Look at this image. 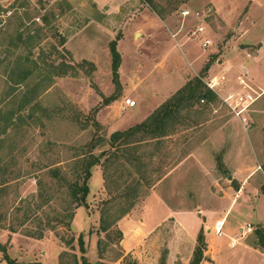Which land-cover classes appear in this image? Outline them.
<instances>
[{
    "label": "rangeland",
    "instance_id": "1",
    "mask_svg": "<svg viewBox=\"0 0 264 264\" xmlns=\"http://www.w3.org/2000/svg\"><path fill=\"white\" fill-rule=\"evenodd\" d=\"M200 25L204 31L195 36ZM32 29L38 32L28 40ZM112 42L120 55L117 81ZM61 54L75 69L81 61L94 69L53 76L51 63ZM199 75L221 96L214 92L216 103L197 124L165 140L170 147L155 155L151 168L161 163L166 172L184 154L183 170L142 187L116 223L120 235L109 237L110 230L99 228V212L113 193L105 188L103 166L95 165L88 207L65 217L68 224L58 221L71 198L54 171L75 179L72 167L95 131L87 116L116 97L97 121L125 122ZM263 90L264 0H183L163 19L139 0H0V264H9L6 257L16 264H82L79 237L90 264H190L199 233V264H264L261 250L246 247L264 227ZM256 95L244 111V128L230 106L241 108ZM126 98L136 106L119 109ZM244 180L225 219L223 232L230 228L238 238L230 247L225 233L214 234V217H223ZM247 223L251 232L241 236Z\"/></svg>",
    "mask_w": 264,
    "mask_h": 264
},
{
    "label": "trees",
    "instance_id": "2",
    "mask_svg": "<svg viewBox=\"0 0 264 264\" xmlns=\"http://www.w3.org/2000/svg\"><path fill=\"white\" fill-rule=\"evenodd\" d=\"M139 1L161 19L177 10L179 4L183 2V0H165L163 4L160 0ZM26 16H28V11H26ZM40 18L46 20L44 14H41ZM37 32L35 29L28 31V40L34 39ZM110 51L113 80L117 81L119 78L120 55L116 50L115 42L110 44ZM76 66L89 69V71L94 69V65L87 61L76 63ZM51 67L54 71L53 76L59 77L67 75L68 70L76 72L77 69V67L76 69L73 67L71 61L67 63L66 56L62 54L59 56L58 63H51ZM56 68L57 71H55ZM116 99V97L107 98L103 103L108 105ZM216 101L217 96L203 81V75L189 78L143 121L127 129L113 132L107 140L103 138L104 127L97 121V109H95L94 113L87 116L89 124L95 129L92 139L85 145L79 160L72 167L75 179L67 180L65 177H61L59 171H54V176L58 178V181L67 184V191L71 198L66 210L67 215L58 218V221L68 224L65 222V217L70 220L76 208L80 206L88 207L86 197L89 192L88 180L91 177V168L101 164L104 169L105 188L108 187L109 192L113 195L104 201L100 209L99 228L101 232H109L110 230L109 237L113 233L120 235L116 223L133 208L135 200L140 195L141 188L150 187L151 184L154 185L171 169L162 172L161 163L155 169H151L153 168L155 155L158 154L157 156L160 158L159 152L163 150L165 140L175 134L178 128L182 126L190 128V124H197V117L210 111L211 104L216 103ZM105 143L107 148L95 155L94 149ZM154 172L156 175L151 177L149 174ZM254 234L253 246L264 253V227L258 226ZM197 242L190 264H199L202 259V246L204 244L202 233L198 234ZM101 243L102 240H99L98 245ZM78 244L82 253V264H90L85 258L84 241L81 237L78 238ZM2 250L5 252V248L2 247ZM6 259L9 264H16L7 257Z\"/></svg>",
    "mask_w": 264,
    "mask_h": 264
},
{
    "label": "crops",
    "instance_id": "3",
    "mask_svg": "<svg viewBox=\"0 0 264 264\" xmlns=\"http://www.w3.org/2000/svg\"><path fill=\"white\" fill-rule=\"evenodd\" d=\"M138 30H141V28H137ZM261 50V49H260ZM184 81H186V80H184ZM185 83V82H184ZM179 88V87H178ZM178 88H174L173 90H170L169 92H167L164 96H163V98H161L156 104H154L147 112H145V113H143V114H139V115H135L134 117H132V118H128L125 122H122V121H118L117 123H109V122H101V121H99L102 125H104L106 128H107V132H108V135H110V134H112L113 132H115V131H119V130H124V129H127V128H129V127H131V126H133V125H135V124H137V123H139V122H141V121H143L147 116H149L160 104H162L167 98H169ZM213 92H215L214 90H212ZM264 91V90H263ZM262 91V92H263ZM261 92V93H262ZM216 94H218L219 96H221L220 94H219V92L217 93V92H215ZM260 93V94H261ZM256 97H257V95L253 98V99H256ZM222 98V97H221ZM223 99V98H222ZM114 103V102H113ZM113 103H111V104H108V105H105L103 108H101L100 109V111L98 112V115H97V118L98 117H100L101 115H102V113H104V111L108 108V109H110V108H112V107H114V104ZM124 106V108H123V110H125L128 106H125L124 105V101H119V105L117 106L119 109H121L122 110V107ZM136 106V105H135ZM183 128V129H182ZM185 131H187V129H185L184 130V127L182 126V127H180V128H178V130H177V132H176V134L175 135H173L174 137H173V140H175L176 138H177V136L178 137H180L181 135H180V133H182V132H185ZM180 136H179V135ZM172 137V135L171 136H169L168 137V139L169 138H171ZM180 140H181V138H180ZM179 140V141H180ZM181 142H182V145H184V143H185V140H184V138H182V140H181ZM170 146L169 145H166V143H164V146H163V148H165V150L166 149H168ZM181 147H179V149H180ZM186 161H187V158H186V156L183 154V156L182 157H180L177 161H174L175 162V165L164 175L165 177L166 176H169V175H171V174H174L175 172H179V171H181V170H183V166H184V164L186 163ZM247 182V181H246ZM246 187V183H245V180H244V183H243V185L241 186V188H240V190L235 194V196H233V197H231L230 198V201H229V203H228V205L225 207L226 209H224V211H223V217H214V223L216 222V221H218V220H224V228H225V224H226V216H227V214H228V212H229V210H230V208H231V206L234 204V203H236L235 202V200L237 199V195L241 192H243L244 191V188ZM251 193L252 194H254V196H259V195H257L254 191H251ZM262 197H263V195H261ZM228 202V201H227ZM167 208V207H166ZM168 209V208H167ZM169 210V209H168ZM170 211V210H169ZM247 224H249V223H247ZM246 224V225H247ZM257 224H259V223H257ZM261 224V223H260ZM251 225V224H250ZM244 226H240V228H239V231H240V229L241 228H243ZM224 228H223V231H224ZM228 230H229V232H227V233H225V235L224 236H226L227 237V239H230V237H232V235L230 234L231 233V229L230 228H228ZM249 232H251V230L250 231H248V232H246L245 234H247L248 235V233ZM246 247L248 248V249H252V250H255V251H259V250H257V248H255L254 246H253V244L250 242V244H248V243H246ZM260 252V251H259ZM216 253H217V250H216Z\"/></svg>",
    "mask_w": 264,
    "mask_h": 264
},
{
    "label": "built area",
    "instance_id": "4",
    "mask_svg": "<svg viewBox=\"0 0 264 264\" xmlns=\"http://www.w3.org/2000/svg\"><path fill=\"white\" fill-rule=\"evenodd\" d=\"M192 14V13H191ZM196 14V16H198V13H194ZM181 15L186 17V16H189L190 15V11L189 10H181ZM204 31V27L203 26H197L195 32H194V35H198L200 33H202ZM209 44H211V41L210 39L208 38H205L202 40V45L204 47L208 46ZM207 86L212 89V87L207 84ZM225 101V99H223ZM255 99H251L250 102L248 104H245L244 106H242L241 108H234L232 106H230L226 101L227 105L231 107L232 111H233V114L234 116L240 121V123L243 125L244 128H247L248 127V120H247V117L244 115V111L246 110L247 107H249V104L251 105L252 102L254 101ZM136 104V102L133 100V99H130V98H126L124 99V105L125 106H128V107H134ZM223 228H224V220H218L214 223V226H213V230H214V234L218 237H221L224 235V232H223ZM251 230V225L250 224H247L245 227L241 228L240 229V234L241 236L250 231ZM238 244V238L235 237V236H232L230 237L229 239V245L230 247H235L236 245Z\"/></svg>",
    "mask_w": 264,
    "mask_h": 264
},
{
    "label": "water",
    "instance_id": "5",
    "mask_svg": "<svg viewBox=\"0 0 264 264\" xmlns=\"http://www.w3.org/2000/svg\"><path fill=\"white\" fill-rule=\"evenodd\" d=\"M106 8V7H105Z\"/></svg>",
    "mask_w": 264,
    "mask_h": 264
}]
</instances>
